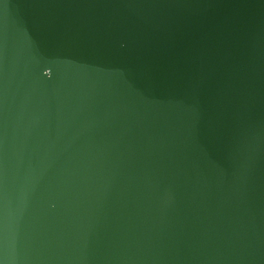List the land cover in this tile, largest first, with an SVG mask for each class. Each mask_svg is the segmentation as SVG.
Returning <instances> with one entry per match:
<instances>
[{
  "label": "water",
  "instance_id": "obj_1",
  "mask_svg": "<svg viewBox=\"0 0 264 264\" xmlns=\"http://www.w3.org/2000/svg\"><path fill=\"white\" fill-rule=\"evenodd\" d=\"M0 264H264V0H0Z\"/></svg>",
  "mask_w": 264,
  "mask_h": 264
}]
</instances>
